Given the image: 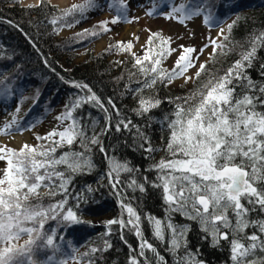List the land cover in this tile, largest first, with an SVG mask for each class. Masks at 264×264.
Instances as JSON below:
<instances>
[{
  "label": "snow or ice",
  "instance_id": "snow-or-ice-1",
  "mask_svg": "<svg viewBox=\"0 0 264 264\" xmlns=\"http://www.w3.org/2000/svg\"><path fill=\"white\" fill-rule=\"evenodd\" d=\"M166 2L171 6L166 18L177 19L179 23L184 24L196 16H203L204 23L210 27L219 22L207 11L208 5L204 0H182L178 5L175 0ZM94 4L95 0H84V3L72 5L51 23L56 24L77 12L83 16ZM115 6L116 0H113L109 7ZM126 7L124 0H119L118 15L110 21L112 24L126 21ZM154 12L155 6L148 14L152 15ZM108 23L103 21L98 25L102 32L109 31L106 27ZM227 27L230 32L233 25L229 24ZM98 34L95 31L89 32L88 29L77 33L78 36ZM218 35L228 39L224 36L223 29ZM171 42L170 37H163L159 32L149 36L143 56L135 59L134 67H138L144 77L140 82L142 87L137 89L138 93H142L143 89H152L158 82L167 81L170 84L183 77L187 83L192 79L186 73L189 68L195 67V62L199 59V56L193 59L196 49L184 45H180L179 49L172 48ZM210 44L212 53L209 54V59L217 55L218 49L219 54H226L227 46L224 43L210 39ZM258 45L264 46V33L252 39L250 50L242 52L241 58L224 75L210 74L209 79L190 95L176 98V101L183 103L170 101L175 103V109L170 117H164L170 132L166 149L170 158H162L153 166L159 171L158 178L161 181V184L154 186L163 188V199L169 214L164 220L148 216L147 221L155 240L165 242V231L170 232L167 251L175 257L174 264L202 262L196 261L191 253L186 252L182 257L178 255L181 249L186 248L187 227L172 223L173 212L199 220L202 230L211 234L214 244L221 239L228 240L231 234L230 252L233 264H264V258L248 259L257 250L264 252V219L248 218L250 212H264V111L258 110L264 108V99H261L264 96V85H256L245 74V69L251 66ZM208 46L205 44L200 49V54ZM109 47H115L120 52H131L133 44L131 41L127 44L117 42ZM178 50L180 54L173 68H163V62ZM205 70L206 63H201L195 77L198 79ZM74 87L88 89L91 93L86 84L75 83ZM237 88L243 89V92L237 94ZM257 89L261 96L253 94ZM89 103L105 113L106 121V126L100 133H96V121L92 120L91 136L87 134L90 125L83 118L74 116L78 108ZM108 103L115 108L111 99ZM160 103V100L152 96L145 98L141 95L138 108L135 109L136 114L143 116L151 109L159 107ZM19 111L20 107L17 106L16 113ZM116 115L120 116L118 109ZM56 120L59 122L57 128L43 136H36L38 141L46 143H24L18 150L0 145V161L6 162V167L0 170L3 173L0 175V264H66L64 260L55 259L56 253L60 251V246L56 243L57 230L53 228L49 233L45 231V225L49 220L56 221L61 227L83 222L77 211L67 206L71 195L68 188L75 175L94 168L90 155L91 146L99 145L102 153L106 151L99 137L111 129L112 116L103 102L92 93L69 101ZM65 121L70 123L63 126L62 130H57ZM115 127L116 131L121 128H138L130 120L124 119H119ZM13 130H23L15 113L10 121H5L0 127V134L11 135ZM137 135L146 140L139 129ZM77 142L81 151L72 148ZM148 143L149 147L145 151H155L150 146V141ZM65 145L68 150L57 156L58 149ZM106 160L109 184L115 190L120 183L121 173L132 172L133 169L127 162L121 163L115 157L106 156ZM42 187L46 189L43 193L40 192ZM129 187L144 191V186L137 184L135 180L131 181ZM57 195H62L63 199L47 206L41 202L45 196ZM78 199L83 197L79 196ZM120 208V218L105 222L108 228L105 235L111 234L112 225H118L123 240V232L127 229L138 238V256L144 258V264H151L146 252L153 253L156 264H167L153 243L145 238L141 228V216L137 211L122 200ZM125 212L127 219L124 218ZM229 213L235 217V223L229 218ZM249 227L257 228L260 234H246L245 230ZM224 229L227 231H223ZM24 236L27 239L20 243ZM245 240L248 241L247 244L243 242ZM108 247L111 245L105 241L104 250ZM129 247L131 248L130 245ZM45 249H50L53 254L46 259H38V254ZM90 251L95 253L98 249L92 248ZM83 255L87 256L88 253ZM128 264H141V261L137 255H131Z\"/></svg>",
  "mask_w": 264,
  "mask_h": 264
},
{
  "label": "trees",
  "instance_id": "trees-1",
  "mask_svg": "<svg viewBox=\"0 0 264 264\" xmlns=\"http://www.w3.org/2000/svg\"><path fill=\"white\" fill-rule=\"evenodd\" d=\"M124 2L127 6V14L128 5L125 0ZM204 2L208 5L207 11L219 21L211 27H216L224 20L232 18L230 24L233 27L225 35L228 39L225 40L223 37L218 41L227 46L226 54H219L218 49L217 55L206 62V70L198 79L194 77L189 85L181 84L177 88L171 87L175 79L170 84L167 81L158 82L152 89H143L142 93H138L137 89L142 87L140 82L144 80V77L139 72V68L134 67L135 60L131 53L120 52L115 47H109L116 45L117 42H112L97 54H90L85 62L74 65L71 69L63 68L59 62L61 57H65V61L71 63L77 51L91 45L108 32H102L98 25L103 21L109 22L106 25L108 29L114 25L110 21L118 15L119 0H116V6L112 8L109 5L113 3V0H95L94 7L87 9L83 16L77 12L56 24L51 21L62 16L63 10L72 5L84 3V0L64 7L52 4L48 0H40L33 7L20 6V0L18 2L17 0H0V97L6 96L9 92L20 96L23 91H28L27 97L37 99V107L32 116L38 123L48 110L57 105L60 97L66 96L69 101H74L77 96L86 97L94 93L112 116L111 129L99 137L106 151L102 153L99 145L91 146L90 155L94 168L75 175L68 188L71 195L67 206L77 211V215L83 222L61 227L56 221L49 220L45 225V231L49 233L53 228L57 230L56 243L60 246V251L56 253V256L61 255L71 246L80 245V241L89 239L90 244L98 251L88 252L87 256L82 255L81 260L87 259L92 264H128L129 257L137 255L141 264H144V258L138 256V238L133 233L125 229L122 240L118 225L111 226L110 235H105V231L94 234L92 229L90 218L94 216L111 213L114 218H120V201L122 200L125 204H131L141 216V228L145 238L153 243L167 264H174L175 257L167 251L170 232L165 231V242L155 240L147 221L148 216L164 220L169 214L168 206L163 199V188L154 186L161 184V181L158 178L159 171L153 166L162 158H170L166 150L170 132L164 122V117H170L175 109V103L170 101L190 95L209 79L210 74L224 75L228 68L241 58L242 52L250 50L252 39L264 33V0H260L258 4L255 0H204ZM103 4L111 9L112 16L94 21L67 36L59 35L62 28H70L67 25L75 27L83 23L88 11H95ZM84 29L99 34L78 36L77 33H81ZM156 32L163 36L160 31L151 33ZM115 51L117 54L125 55L121 63H114L108 59ZM193 59L195 60V56ZM245 74L256 85H264V46H257L251 66L245 69ZM75 83L86 84L91 89V93L88 89L74 87ZM236 92L241 94L243 89L237 88ZM253 94L261 96L258 89ZM141 95L145 98L152 96L160 100L159 107L151 109L143 116L137 115L135 109L138 108ZM109 99L115 108L109 105ZM261 99H264V96H261ZM176 103H183V101H176ZM117 109L120 112L119 117L116 115ZM258 110L264 111V108ZM74 116L83 118V121L90 125L87 130L89 136L93 133L92 120L96 121L94 125L96 133H100L106 126L105 113L90 103L78 108ZM119 119L130 120L132 125L138 128L130 127L127 130L121 128L120 131H116L115 125ZM138 129L146 140L137 135ZM149 141L150 146L155 149L153 152L145 151L149 147ZM72 148L76 151L82 150L78 142ZM67 150L68 147L65 145L58 149L56 155L59 156ZM106 156L115 157L121 163L127 162L133 169L132 172L121 173L120 183L115 190L109 184ZM133 180L144 186L143 192L138 188L129 187ZM45 191L43 187L40 189L41 193ZM79 196L83 199H78ZM61 199H63L62 195L45 196L41 202L47 206ZM124 218L127 219L126 212ZM171 218L172 223L187 227L186 248L179 251V256L182 257L187 252L202 264H233L230 252L231 234L228 240L221 239L214 244L211 234L202 230L199 220L189 219L179 212L171 213ZM229 218L235 223V217L231 213ZM248 218L250 220L264 219V212L259 210L250 212ZM253 232L260 234L257 228L249 227L245 230L248 235ZM105 241L111 245L106 250H104ZM243 242L248 243L246 240ZM52 254L50 249H45L38 254L37 258L43 260ZM145 255L151 264H156L153 253L146 252ZM257 257L264 258V252L257 250L255 255L248 259ZM55 259L57 260V257Z\"/></svg>",
  "mask_w": 264,
  "mask_h": 264
},
{
  "label": "rangeland",
  "instance_id": "rangeland-1",
  "mask_svg": "<svg viewBox=\"0 0 264 264\" xmlns=\"http://www.w3.org/2000/svg\"><path fill=\"white\" fill-rule=\"evenodd\" d=\"M40 0H20V6H34L39 3ZM52 4H55L59 7L67 6L70 3L78 2L80 0H70L66 4L56 3L54 0H48ZM128 5V13L126 14V21L118 22L112 25L109 31L96 39L91 45L80 49L76 52V56L71 63L65 61V57H61L59 62L61 66L66 69H71L74 65H79L87 60L90 54H97L105 47L110 45L112 42H123L127 44L129 41L132 42L133 48L131 50V55L134 57H141L146 50V41L147 37L151 32L160 31L163 36L171 38V47L179 49L180 45L191 46L196 49V52L193 53V56H199V59L195 62V67H192L186 73L187 76L192 77L187 83H185L184 78L181 77L176 79L171 87L177 88L181 84L189 85L193 82L195 73L199 68L201 63H206L209 60V54L212 53V46L210 44V39H215L220 41L223 36L218 35L221 29L224 30V36L228 31V25L231 23V18L227 19L223 24L218 27L211 28L206 25L203 21L202 16L193 17V19L186 21L184 24L179 23L177 19L166 18V14L170 11V5L165 2L161 3L158 6V0H125ZM182 0H175L178 5ZM155 6V12L152 15H149V11L153 10ZM106 4L95 11H88L87 18L83 23L69 28L61 29L59 32L60 36H67L68 34L80 30L84 26L92 24L94 21L105 19L112 15L113 12ZM220 28L217 32L215 30ZM138 37V39H137ZM205 44L209 46L205 48L203 54H200V49L204 47ZM145 46V47H142ZM135 53V56L133 55ZM179 50L172 53V55L166 59L163 63L164 66L170 68L173 67L176 58L179 56ZM125 58L124 54H117L115 51L109 60H112L114 63H121ZM30 90V89H29ZM26 92L21 93L17 98H8L7 100H0V127L3 126L5 121H10L12 119V114L15 113L17 119L20 121V124L23 128L22 131L13 130L11 135L0 134V145H3L5 138L16 137L18 134H26L27 141L25 143L29 145H37L40 143H46L38 141L36 136H43L46 133L52 131L54 128H57L58 121L56 120L57 115L61 114L64 111L65 105L68 104L66 98L60 97L59 102L52 109L48 110L45 114V117L37 124H28L22 120L27 114L30 115L32 110L35 107L36 98L27 97ZM52 95V94H51ZM17 106L20 107L19 113H16ZM50 121H53L51 127L48 130L42 129L43 126L48 125ZM70 121H65L64 125L60 126L57 130H62L63 126H66ZM58 139V137L56 138ZM23 145V144H22ZM21 145V146H22ZM8 146V145H7ZM20 146V147H21ZM14 149H19L8 146ZM6 167L5 161H0V170ZM0 171V175H2ZM114 215L111 213H105L100 216H94L90 218L92 220V228L96 232L95 234L100 233L101 231L107 232V227L105 222L109 219H113ZM94 248L91 244L89 246L81 248V255L84 253H90L91 249ZM66 264H89V260L85 259L82 262H77L74 259H68Z\"/></svg>",
  "mask_w": 264,
  "mask_h": 264
},
{
  "label": "bare ground",
  "instance_id": "bare-ground-1",
  "mask_svg": "<svg viewBox=\"0 0 264 264\" xmlns=\"http://www.w3.org/2000/svg\"><path fill=\"white\" fill-rule=\"evenodd\" d=\"M34 1H37V0H34ZM54 1L56 3H59V4H66L70 0H54ZM255 1H256V4L260 3V0H255ZM219 29L220 28H217L215 30V32H217ZM162 66L165 67L167 70H171L173 68V67L168 68V67L164 66L163 64H162ZM63 98H66L67 102L69 103V98L68 97L63 96ZM52 124H53V121H50L49 124L43 126L42 129L44 128V130H48V128L51 127ZM27 138L28 137H27L26 134H18L16 137L5 138L4 141H3V145H8V146H12V147L18 148V147H20L22 144H24L27 141Z\"/></svg>",
  "mask_w": 264,
  "mask_h": 264
}]
</instances>
